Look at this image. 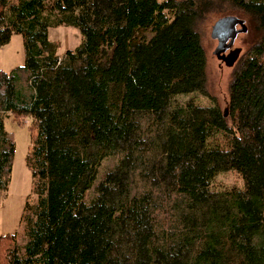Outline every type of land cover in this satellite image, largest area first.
Here are the masks:
<instances>
[{
	"label": "trees",
	"instance_id": "16d2710c",
	"mask_svg": "<svg viewBox=\"0 0 264 264\" xmlns=\"http://www.w3.org/2000/svg\"><path fill=\"white\" fill-rule=\"evenodd\" d=\"M225 3L252 31L227 102L176 105L205 93L198 28ZM58 26L82 36L61 57ZM14 33L25 60L0 69V197L9 115L30 119L35 201L0 264H264V0H0V45ZM226 173L242 185L211 189Z\"/></svg>",
	"mask_w": 264,
	"mask_h": 264
},
{
	"label": "rangeland",
	"instance_id": "374dc122",
	"mask_svg": "<svg viewBox=\"0 0 264 264\" xmlns=\"http://www.w3.org/2000/svg\"><path fill=\"white\" fill-rule=\"evenodd\" d=\"M163 1V0H159ZM220 10L223 11L221 16L235 15L244 20L247 25L246 16L238 9H235L231 4H222ZM220 14L214 12L208 15L199 24L200 41L205 53V93L192 92L180 94L175 97L176 105H185L188 102H193L198 105H208L216 103L223 108L227 102V89L230 79L233 75V66H226L221 58H218L214 53L217 41L212 37L213 23ZM148 30L144 33L146 37L151 36ZM48 38L57 43V54L62 56L65 47L73 49L82 41V36L79 30L72 26H58L48 29ZM251 29L239 33L234 41L233 47H240L243 53L250 41L252 40ZM25 60V51L23 38L20 34L14 33L9 41L0 45V69L10 71L14 67L22 66ZM5 130L14 143V154L10 173V181L5 194L0 197V240L6 241L12 235L17 236V243L22 244V222L21 215L25 206L26 200L35 197L31 195L32 179L31 173L26 165V155L28 152L29 136H30V119L24 118L20 122L6 115L4 120ZM110 161L106 159L103 162L102 168L107 169ZM242 185L241 178L232 173L218 174L211 182L210 188L220 190L230 187H240Z\"/></svg>",
	"mask_w": 264,
	"mask_h": 264
},
{
	"label": "water",
	"instance_id": "95a60500",
	"mask_svg": "<svg viewBox=\"0 0 264 264\" xmlns=\"http://www.w3.org/2000/svg\"><path fill=\"white\" fill-rule=\"evenodd\" d=\"M214 23L212 37L217 41L214 53L226 66H233L241 53L240 47H233L234 41L239 33L247 29L244 20L229 14L220 17ZM227 50L228 52L223 54Z\"/></svg>",
	"mask_w": 264,
	"mask_h": 264
},
{
	"label": "flooded vegetation",
	"instance_id": "af4514ba",
	"mask_svg": "<svg viewBox=\"0 0 264 264\" xmlns=\"http://www.w3.org/2000/svg\"><path fill=\"white\" fill-rule=\"evenodd\" d=\"M228 52V50L227 51H225L223 54H226Z\"/></svg>",
	"mask_w": 264,
	"mask_h": 264
},
{
	"label": "crops",
	"instance_id": "0c3cea01",
	"mask_svg": "<svg viewBox=\"0 0 264 264\" xmlns=\"http://www.w3.org/2000/svg\"><path fill=\"white\" fill-rule=\"evenodd\" d=\"M65 48H66V49H69L68 47H65ZM66 49H65V50H66ZM59 57H61V56H59Z\"/></svg>",
	"mask_w": 264,
	"mask_h": 264
}]
</instances>
